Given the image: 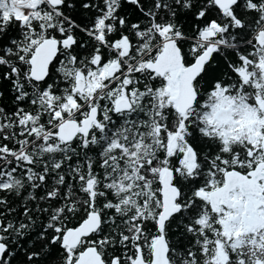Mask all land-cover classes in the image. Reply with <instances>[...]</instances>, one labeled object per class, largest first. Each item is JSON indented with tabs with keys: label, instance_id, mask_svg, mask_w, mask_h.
Instances as JSON below:
<instances>
[{
	"label": "snow or ice",
	"instance_id": "obj_1",
	"mask_svg": "<svg viewBox=\"0 0 264 264\" xmlns=\"http://www.w3.org/2000/svg\"><path fill=\"white\" fill-rule=\"evenodd\" d=\"M0 264H264V0H0Z\"/></svg>",
	"mask_w": 264,
	"mask_h": 264
}]
</instances>
